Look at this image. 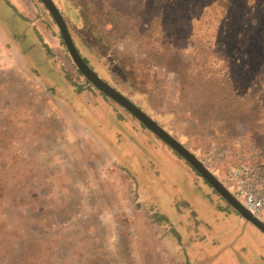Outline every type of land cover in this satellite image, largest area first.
Instances as JSON below:
<instances>
[{
	"label": "rangeland",
	"instance_id": "rangeland-1",
	"mask_svg": "<svg viewBox=\"0 0 264 264\" xmlns=\"http://www.w3.org/2000/svg\"><path fill=\"white\" fill-rule=\"evenodd\" d=\"M54 1L93 69L242 201L226 168H264L260 48L229 61L166 4L87 0L102 45L74 1ZM77 69L43 2L0 0V264H264V232Z\"/></svg>",
	"mask_w": 264,
	"mask_h": 264
},
{
	"label": "trees",
	"instance_id": "trees-1",
	"mask_svg": "<svg viewBox=\"0 0 264 264\" xmlns=\"http://www.w3.org/2000/svg\"><path fill=\"white\" fill-rule=\"evenodd\" d=\"M37 1L42 3L40 0ZM72 1L76 3L77 14L83 25L86 27H89V23L93 25V29H95L94 32L97 35L96 39L99 41L101 39L102 45H105L106 38L104 37V30L93 18H91L87 0ZM155 3L157 5L166 4L167 16L169 15L168 19L174 21L177 18L178 21L181 20L185 23L180 30L182 35H189L202 39L206 47L214 46L221 55L229 58V61H232L230 59L234 54L240 55L241 53V55L244 54L247 56L252 54L256 48H260V52L264 53V0H156ZM178 7L182 8L178 9ZM59 9L67 22L76 47L84 60L93 68L88 55L82 50V47H89L88 49L90 50V42H87V40L85 44L83 40L80 41L77 39L74 30L67 20V16L60 7ZM104 23L110 25L109 27L114 25L112 20H106ZM237 23L238 25L235 27L236 25L234 26V24ZM247 25H249V27H246ZM229 31H233L236 34L231 40ZM90 32H92L91 28ZM92 34L94 35L93 32L91 35ZM212 35H215V38H213ZM217 35L218 37L216 38ZM23 40L27 41L29 46L33 48L36 47L30 37L28 38L26 36ZM212 40L215 41L212 42ZM165 41L167 42V49H174L172 42L168 39ZM230 50H232L233 54ZM77 70L83 75L79 69ZM84 79L89 86H92L98 92V94L103 95L114 105L120 106L112 97L94 86L85 76ZM140 123L143 125L142 122ZM197 174L199 173L197 172Z\"/></svg>",
	"mask_w": 264,
	"mask_h": 264
},
{
	"label": "water",
	"instance_id": "water-1",
	"mask_svg": "<svg viewBox=\"0 0 264 264\" xmlns=\"http://www.w3.org/2000/svg\"><path fill=\"white\" fill-rule=\"evenodd\" d=\"M53 17L76 67L94 86L112 97L117 103L133 114L143 125L153 131L171 148L179 153L189 164L245 219L264 232V220L254 214L227 185L183 142L164 128L153 116L147 113L137 103L123 92L101 77L82 57L72 38L67 22L54 0H41Z\"/></svg>",
	"mask_w": 264,
	"mask_h": 264
},
{
	"label": "built area",
	"instance_id": "built-area-1",
	"mask_svg": "<svg viewBox=\"0 0 264 264\" xmlns=\"http://www.w3.org/2000/svg\"><path fill=\"white\" fill-rule=\"evenodd\" d=\"M223 151L219 152L222 155ZM226 175L236 180L242 202L260 218L264 214V168L256 159H241L226 168ZM237 196V193H234ZM263 219V218H262ZM264 220V219H263Z\"/></svg>",
	"mask_w": 264,
	"mask_h": 264
}]
</instances>
